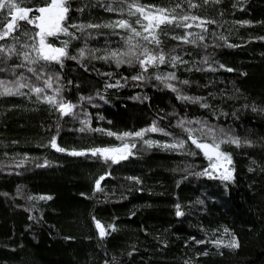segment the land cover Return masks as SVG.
<instances>
[{
  "label": "trees",
  "instance_id": "trees-1",
  "mask_svg": "<svg viewBox=\"0 0 264 264\" xmlns=\"http://www.w3.org/2000/svg\"><path fill=\"white\" fill-rule=\"evenodd\" d=\"M133 2L68 0L65 25H104L121 19L132 23L137 16L128 15V4ZM17 3L35 9L45 6L46 0ZM138 3L175 8L178 18L195 15L214 23L203 28L191 20L185 22L193 24L191 28L162 25L159 47L134 39L153 54L162 50L166 57L165 64L150 66L147 72L135 58L131 65L119 67L111 59L98 58L127 49L130 33L107 27L69 28L76 38L63 34L48 38L56 47L68 41L67 51L76 57L63 59V66L44 67L43 79L53 77L52 89L27 71L39 64L17 68L22 61L16 57L0 63L6 69L0 79L15 81L22 74L28 78L25 82L45 88L40 97L27 87L21 89L24 95L0 96V264H264V0H191L199 5L196 8L189 7V0ZM109 7L114 11H107ZM24 28L37 31L21 22V31ZM184 36L195 43L173 39ZM18 39L19 43L8 38L0 44H16L23 51L20 44L33 42ZM172 56L180 57L175 67ZM170 73L176 79H163ZM140 75L142 80L132 79ZM55 89H60L58 100L76 106L72 114L62 116L43 101L45 95H56ZM181 121L194 130L204 125L206 132L211 127L217 138L224 129L241 141H251V147L221 146L231 155V165H225L235 170L233 181L197 175L210 162L187 139L178 126ZM153 124L163 132L125 140L106 134L136 132ZM53 137L66 151L50 146ZM148 139L186 143L166 149L148 147L144 144ZM203 139L211 142L208 136ZM124 143L135 147L118 163L68 154ZM45 161L48 166H38ZM101 176L105 179L97 191ZM40 196L52 198L33 199ZM177 205L183 216H177ZM97 221L107 232L103 238ZM232 236L239 240V248L214 243L226 244Z\"/></svg>",
  "mask_w": 264,
  "mask_h": 264
},
{
  "label": "snow or ice",
  "instance_id": "snow-or-ice-1",
  "mask_svg": "<svg viewBox=\"0 0 264 264\" xmlns=\"http://www.w3.org/2000/svg\"><path fill=\"white\" fill-rule=\"evenodd\" d=\"M209 0H204V3H208ZM215 3H219L220 0H214ZM176 7H181V5L177 4ZM189 7L196 8L199 7L197 4L191 3L189 0ZM82 10V9H80ZM70 11V5L68 4V0H46L45 6H41L35 9L29 8L27 6H21L20 3H17V0H0V40H6L11 38L12 40L19 43V39L17 36L13 35V33L20 32V34L24 37H27L28 40L33 41L31 44L25 42L20 44V48L23 51L17 49L16 44L11 45H3L0 44V63L11 60L13 57L17 59H21V63L16 64L17 68H24L27 65H37L39 64V68L35 67H27V71L32 73L36 79H43L46 75L44 71V67L46 65L56 63L63 66V59H76L74 56H70L67 47L68 41H63L62 47H56L53 43L48 41L49 37H58L63 34L65 36H69L71 38H76L75 34L69 32V28H78L83 31L85 28H120L126 30L130 35L125 38V43L127 45V49L125 51H111L108 55H104L98 57L99 59H103L105 61L111 59L117 67L122 64L133 63V59L137 61L139 66L143 69L144 72L148 71L150 66L156 67L166 63V57L163 54V51H159L155 54L147 48L143 47L139 44L138 40L134 43V39L140 38L146 41L148 44H154L157 47L160 45L159 39V30L162 25H172L175 24L177 27L182 28H191L193 24L185 23L186 21H199L196 24V27L203 28V26L207 23H214V21H206L202 20L200 17L192 15H183L179 18L175 15V8L171 10L164 7H156V6H147L140 5L138 0H134L133 3L128 4V15L129 16H137V19L130 23L126 19H121L115 21L113 23L108 24H88V25H76L70 24L65 25V21L67 20V14ZM107 11H114L113 8H107ZM35 12V15H31L30 13ZM21 22L26 25H31L37 31L32 32L28 28H24L21 31ZM134 25H140L142 30H138ZM205 31L207 29H204ZM190 36L191 33H188ZM173 39H182L185 43H195V41H190L187 36L184 37H173ZM200 40H203L204 37L200 36ZM231 47V45H229ZM137 49H141L139 52ZM34 54V55H33ZM80 55L84 56V50L81 49ZM142 57V58H141ZM179 56L170 57V62L172 66L175 67V62L179 61ZM43 62V64H41ZM221 67H224L221 65ZM214 70V69H213ZM227 71H232V69H226ZM6 71L5 68L0 67V72ZM15 75V72H13ZM143 75L133 76V80H142ZM28 78L24 77L22 74L15 81L3 80L0 79V96H16V95H24L21 91L23 88H29L33 93L40 97L42 93L45 92V88L37 87L30 83L25 82ZM156 79L162 80L160 76H157ZM163 79L174 80L176 76L174 73L168 74L167 77ZM53 77L48 75L47 79H43L44 85L48 89L53 88ZM183 83L187 84L188 81H183ZM114 85H108V87H113ZM167 87L171 88L172 91H177L175 87L171 84H167ZM56 95H45L43 97V101L52 105L56 108L57 111L60 112L62 116H67L73 113L74 108L76 107L71 102H65L62 98L57 99L59 96L60 89H55ZM179 99L189 100L192 102L198 103L200 98H193L188 96H180ZM202 107H208L207 104H202ZM253 111H257L255 107L252 109ZM264 111V110H261ZM187 123H193L191 121ZM195 123L199 124L200 121H195ZM185 122L181 121L178 125L183 131H185L187 135V139L191 141L196 148L200 149L203 155L208 159L209 168H206L203 172L198 173L197 175L208 176L209 178H218L223 181H233L234 180V169H230L225 165H231L232 159L230 153L224 152L221 150V146L224 144H232L236 147H241L242 144L244 146L251 147V141L241 139L238 136L231 135L226 133L224 129H220L219 131L223 134L220 138H217L215 134V129L208 127L205 132V126L202 125L200 129L194 130L192 128H186ZM84 128H81L80 131H84ZM95 131H104L103 129H95ZM199 131L202 135L197 136L195 132ZM148 132H163V129H159L153 124L150 128H145L136 132H124L122 134H116L113 132H107L106 134L109 136H116L118 140H125V138H140L143 139L145 134ZM164 135H169V133L164 132ZM210 137V141L204 140L203 137ZM185 140H179L170 144H161L157 141H153L151 139L144 140V144L148 147H161L166 149H179L185 146ZM50 146L55 148L56 151L64 152L66 149L61 148L56 143V138L53 137L50 141ZM135 147V144L129 145L128 143L122 144L118 148H93L87 151H76L72 150L68 154L73 156H99L103 158L106 162L111 161L112 163H118L120 160H125L129 155H132L131 148ZM39 167L48 166L47 161L43 164L38 165ZM217 173L216 176L213 173ZM105 179L104 176H101L95 184V188L97 191L101 190L100 181ZM50 196H40L38 198L34 197L33 199H51ZM180 206L177 205V216H183L184 213L179 210ZM96 227L99 229V235L103 238L107 232L105 228L100 224L99 221L96 222ZM113 231L115 230L114 226L109 225ZM225 233H228V229L224 230ZM202 243V242H201ZM217 247L224 246L227 248H239V240L232 236V239L228 243H224L222 240L214 241ZM207 255V253H204Z\"/></svg>",
  "mask_w": 264,
  "mask_h": 264
},
{
  "label": "rangeland",
  "instance_id": "rangeland-1",
  "mask_svg": "<svg viewBox=\"0 0 264 264\" xmlns=\"http://www.w3.org/2000/svg\"><path fill=\"white\" fill-rule=\"evenodd\" d=\"M18 38H25L24 36H22L21 34H18V35H16ZM224 163H226V162H224Z\"/></svg>",
  "mask_w": 264,
  "mask_h": 264
}]
</instances>
